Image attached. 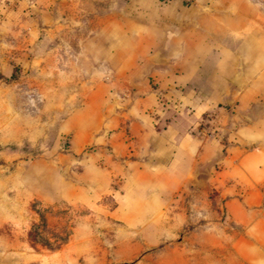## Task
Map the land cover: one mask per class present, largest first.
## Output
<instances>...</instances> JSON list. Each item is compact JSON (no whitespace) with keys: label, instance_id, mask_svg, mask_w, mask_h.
<instances>
[{"label":"crops","instance_id":"0c3cea01","mask_svg":"<svg viewBox=\"0 0 264 264\" xmlns=\"http://www.w3.org/2000/svg\"><path fill=\"white\" fill-rule=\"evenodd\" d=\"M21 1L18 13L39 19L45 35L59 33L62 21L77 24L73 57L85 60V76L61 130L71 133L73 151L109 133L111 154L102 166L88 162L85 174L98 196L113 174L123 175L122 226L159 228L160 214L188 198L191 211L223 212L264 244L263 115L250 113L264 100V12L255 0ZM212 107L217 129H230L226 142L195 131ZM202 179L205 190L191 183ZM59 183L69 188L61 197L83 196L79 185Z\"/></svg>","mask_w":264,"mask_h":264},{"label":"rangeland","instance_id":"374dc122","mask_svg":"<svg viewBox=\"0 0 264 264\" xmlns=\"http://www.w3.org/2000/svg\"><path fill=\"white\" fill-rule=\"evenodd\" d=\"M255 1L264 12V0ZM21 10L22 1L0 0V264H264V244L252 242L246 227L228 224L223 212L191 211L188 198L160 214L159 228L122 226L123 175L113 174L98 196L85 174L91 173L88 162L102 166L111 154L109 133L73 151L71 133L61 130L78 103L68 97L85 76V60L73 57L77 24L62 21L59 33L45 35L39 19L27 21ZM217 109L205 111L195 131L226 142L230 129H217ZM250 113L263 115V129L264 100ZM58 178L82 187L83 196L61 197L69 188ZM191 183L207 188L205 179Z\"/></svg>","mask_w":264,"mask_h":264}]
</instances>
